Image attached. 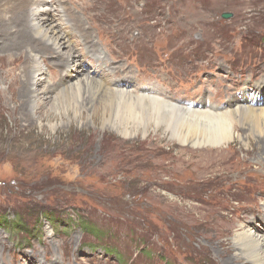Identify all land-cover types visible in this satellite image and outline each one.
I'll return each instance as SVG.
<instances>
[{
  "label": "rangeland",
  "instance_id": "1",
  "mask_svg": "<svg viewBox=\"0 0 264 264\" xmlns=\"http://www.w3.org/2000/svg\"><path fill=\"white\" fill-rule=\"evenodd\" d=\"M68 1L98 49L78 44L84 74L107 89H156L171 105L218 114L264 82V0ZM61 59L44 63L43 86L64 78ZM67 75L70 83L76 74ZM258 97L263 103L264 85ZM8 104L0 108L1 264H251L235 261L242 226L264 233V137L249 118L231 126L164 117L162 129L125 136L102 109L77 115L60 103L31 122ZM222 126L233 139L210 141Z\"/></svg>",
  "mask_w": 264,
  "mask_h": 264
},
{
  "label": "bare ground",
  "instance_id": "2",
  "mask_svg": "<svg viewBox=\"0 0 264 264\" xmlns=\"http://www.w3.org/2000/svg\"><path fill=\"white\" fill-rule=\"evenodd\" d=\"M69 4L68 0H0V77L4 81V92H0V108L8 107V103H11L15 111L16 108L21 112L25 111L28 121L31 122L32 119H37L39 110L47 107L57 109L60 103H65L64 106L67 105L68 109L73 108L77 115L88 112L94 116L102 109L106 124L125 136H130L133 131L135 134V130L143 127L149 128L153 123L158 130L162 129L164 117L180 123L197 117L215 119L226 121L231 126L241 119L249 118L255 124L253 127L256 129V135L259 138L264 137V102L261 103L258 97L264 85L263 81L256 86L257 92L245 91L247 89L245 88L241 99L236 97L230 101L228 106L231 104L234 108L229 107L225 112L213 114L209 110H188L171 105L165 99L154 95L153 91L156 89L141 90L135 96L125 86L120 90L117 87L107 89L104 84L85 75L78 44L83 46L89 43L93 48L89 45L87 48L96 51L98 49L95 48L92 34L77 15L78 9L70 8ZM74 24L76 26L72 27ZM68 25L77 30L73 34L70 33L67 29ZM80 37L85 43L78 42ZM59 57L62 58L60 67L64 71V78L60 82L52 81L51 84L43 86L44 82H48L45 78L44 63L50 62L51 65L56 66L55 60H50ZM70 73L76 74L75 78L70 83H66L63 79H66L67 74ZM70 77L72 78L71 75ZM8 96L10 102L6 98ZM255 99L259 100L253 104ZM203 104L206 103L202 101L201 105ZM126 112L127 115L123 116ZM165 131L172 132L173 136L187 138L183 137L182 133V136L175 134V130L170 125H166ZM252 131L246 128L248 136H254ZM232 139L231 129L224 128L217 133V136L210 138V141L224 143ZM242 227V231L237 232L235 237L236 246L239 247L235 261L245 260L251 264H264V233ZM2 262L4 263L0 257V264ZM38 264L42 262L39 260ZM52 264L62 263L55 259Z\"/></svg>",
  "mask_w": 264,
  "mask_h": 264
},
{
  "label": "water",
  "instance_id": "3",
  "mask_svg": "<svg viewBox=\"0 0 264 264\" xmlns=\"http://www.w3.org/2000/svg\"><path fill=\"white\" fill-rule=\"evenodd\" d=\"M223 18L224 19H229V18H231V14L230 13H224L223 14Z\"/></svg>",
  "mask_w": 264,
  "mask_h": 264
},
{
  "label": "trees",
  "instance_id": "4",
  "mask_svg": "<svg viewBox=\"0 0 264 264\" xmlns=\"http://www.w3.org/2000/svg\"><path fill=\"white\" fill-rule=\"evenodd\" d=\"M67 157H69V156H67ZM17 226H18V224H17ZM13 227V226H12Z\"/></svg>",
  "mask_w": 264,
  "mask_h": 264
}]
</instances>
